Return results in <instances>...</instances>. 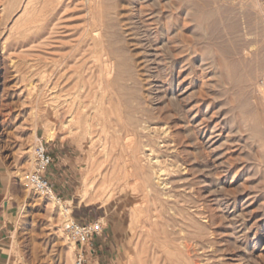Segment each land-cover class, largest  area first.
<instances>
[{
    "label": "rangeland",
    "instance_id": "1",
    "mask_svg": "<svg viewBox=\"0 0 264 264\" xmlns=\"http://www.w3.org/2000/svg\"><path fill=\"white\" fill-rule=\"evenodd\" d=\"M263 74L264 0H0V190L11 221L1 264H77L60 205L27 179L40 141L63 204L104 223L92 242L107 249L85 264H264ZM59 92L104 102L94 131L98 117L112 123L121 164L135 153L149 173L162 168L149 204L120 184L101 194V177L82 198L106 138H71L53 109Z\"/></svg>",
    "mask_w": 264,
    "mask_h": 264
},
{
    "label": "bare ground",
    "instance_id": "2",
    "mask_svg": "<svg viewBox=\"0 0 264 264\" xmlns=\"http://www.w3.org/2000/svg\"><path fill=\"white\" fill-rule=\"evenodd\" d=\"M57 86L55 88H57ZM58 90H59V87H58ZM84 95H85V93H84ZM52 99L55 102V107L53 108L55 110L54 111L55 112V116L57 117V120L60 121L63 130L69 136H71V138L75 137V138L81 139L82 142H83V146L84 147H85V145L87 143H89V144L91 143L94 146L95 145L94 138L97 137V136H101L103 134V135H105L104 138H106L105 139L106 141L104 140L103 146L101 147V151H102L101 153H103V155H90L89 156L90 157V160H91V163H92V168H91V170H88L87 173L84 175V178H83L84 188H83L82 198L86 197L89 194V192H90L91 189H96V187L98 185L97 184V179L100 178V177H101V180H102L100 182V185H99V190L101 191V194H103L104 192H108L109 191V188H111L110 190H111V193L113 195L114 194L113 192H114V186H115V184H118V185L120 184V191L121 192H125L128 196L129 195H131V196L132 195L133 196L136 195L137 196V195H141V194L143 195L144 194V197L142 196V197H139V198H141V199L148 198L149 197V194L151 192V189H150V187H151V185H150L151 176H154V177L156 176L157 179L158 178L160 179V175L161 174L163 175L162 168H159V169H157L155 171L153 170V171H151L149 173V169L147 170L146 167L143 164L140 163L141 162V159L139 157L136 158L135 157L136 156L135 153H134V155H125L124 154L125 155V158H124V160H122V164L120 163V159L113 157L114 156L113 153H115L117 147L115 148L114 147L115 145H113L114 148L111 146L112 149H109L110 148L109 145L112 142L111 143L110 142L108 143L107 139H108V135H109L110 130H111L109 125L112 124V123L110 122V124H109V120H107V118H105V117H102L105 114V110L103 108L104 102H102L100 100L101 102L100 103H97V104H99L98 106L92 107L93 105L91 106L90 104L84 103L85 100L82 101V99L78 95L73 94V93H70V92L69 93L59 92V93L55 94V96ZM97 102H99V101H97ZM101 103H103V104H101ZM92 110H93V113L95 112V114H97V115L98 114H101L102 115L101 118L98 117V119L96 120L97 121V124L96 125L99 126V130L98 131H94V126L95 125H94V115L91 113ZM65 118H66V120L64 121ZM95 119H96V117H95ZM113 124H115V123H113ZM57 125H59V123ZM54 126H55V124H53V127H47V126L45 127L46 140L49 141V142L50 141H53V140L56 141V139H57L58 133H57V130L54 128ZM34 135L37 138H40L39 135H38V131L36 129L34 130ZM127 135H129V134L127 133ZM131 140H133V139H131ZM108 146H109V148H108ZM125 147L126 146H124V148ZM132 147H128V149H132V152H134L135 151V148L133 147L134 148L133 149ZM111 154H113V155H111ZM111 158H114L115 159L114 160L115 161L114 162L115 163L114 164V168H115V170H117L118 174L115 177L109 179L106 173L103 174L104 173L103 172V167L105 166V164ZM154 163H157L158 164V163H161V161H160V159L157 158ZM150 170H152V169H150ZM131 176H132V178H134V182H132ZM47 199H49V201H51L52 203H58V201H57L56 198H47ZM140 202H142V200ZM146 202H148V201L146 200ZM148 204H149V202H148ZM59 205H60V209H62V214L65 215V216H68V213L71 212L70 208L69 209L66 208V206L63 203H61ZM147 210H148V207H147ZM135 212H136V217L139 218V219H141V213L143 212V209L142 208H136L135 209ZM154 214H156V213H154ZM149 215H151V213H149ZM172 215H173V213H172ZM155 216H157V215H155ZM148 222H150V221H148ZM66 240L69 241L70 247L73 248L75 244H74V242L72 240H70V237L67 236ZM170 245H171V243H170ZM186 246H187V244H186ZM174 247H176V246L174 245ZM145 254H146V252H145Z\"/></svg>",
    "mask_w": 264,
    "mask_h": 264
},
{
    "label": "built area",
    "instance_id": "3",
    "mask_svg": "<svg viewBox=\"0 0 264 264\" xmlns=\"http://www.w3.org/2000/svg\"><path fill=\"white\" fill-rule=\"evenodd\" d=\"M258 83L264 90V74L260 77ZM33 157V171L27 177L29 184L40 195L46 198H56L59 204L63 203L62 197L55 191L52 179L53 172H49L56 159L46 143L40 141L34 147ZM66 208L69 209L68 206ZM63 229L74 244L81 248L77 254V264H85L86 254H96V247L92 241L104 232L105 226L100 220L76 218L71 211L68 216H65Z\"/></svg>",
    "mask_w": 264,
    "mask_h": 264
},
{
    "label": "crops",
    "instance_id": "4",
    "mask_svg": "<svg viewBox=\"0 0 264 264\" xmlns=\"http://www.w3.org/2000/svg\"><path fill=\"white\" fill-rule=\"evenodd\" d=\"M50 170H53V172H54V167H51L50 169H49V171ZM7 201L5 200V198H4V193H3V191L2 190H0V234L3 232V230L5 229V228H9L10 227V224H11V221H8L7 219H6V215H5V211H6V209H8L7 207H6V204H8V203H6ZM84 219H85V217H84ZM95 247H96V254H94L92 257H95V256H97L98 255V252H99V248L101 249V248H104V249H107V245L105 246V245H99V243H96V245H95ZM102 252V251H101ZM0 257H1V254H0ZM0 264H1V259H0Z\"/></svg>",
    "mask_w": 264,
    "mask_h": 264
}]
</instances>
